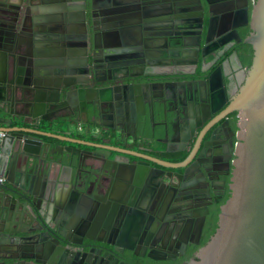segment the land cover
Listing matches in <instances>:
<instances>
[{
	"label": "water",
	"instance_id": "water-1",
	"mask_svg": "<svg viewBox=\"0 0 264 264\" xmlns=\"http://www.w3.org/2000/svg\"><path fill=\"white\" fill-rule=\"evenodd\" d=\"M6 1L14 7L0 10V52L6 50L11 64L0 105L6 182L0 183V264H89L96 251L113 256L114 264H129L126 252L176 258L177 251L168 255L145 240L149 214L141 204L149 193L143 189L173 197L199 176L211 184L208 138L187 109L177 108L180 83L169 80L182 73L164 67L181 61L195 33L205 32L208 42L216 16L223 32L252 30L244 44L253 58L230 105L241 119L231 195L215 233L189 264H264V0H256L250 16L246 0H69L65 11L63 0ZM36 4L41 10L32 15ZM181 9L188 14L182 33L173 36L166 28ZM231 58L240 62L237 52ZM103 70L108 78H100ZM104 115L117 124L103 137L119 144L73 136L82 116L97 126ZM179 119L186 123L182 136ZM132 136L140 144L166 145L171 157L130 148ZM88 213L97 238L85 236ZM204 225L205 217L191 244L200 243Z\"/></svg>",
	"mask_w": 264,
	"mask_h": 264
},
{
	"label": "flooded vegetation",
	"instance_id": "flooded-vegetation-1",
	"mask_svg": "<svg viewBox=\"0 0 264 264\" xmlns=\"http://www.w3.org/2000/svg\"><path fill=\"white\" fill-rule=\"evenodd\" d=\"M40 1V0H38ZM62 9L65 11L70 8L69 0H63ZM241 5L244 0H237ZM249 9V16L256 0H246ZM36 4L31 9V14L35 11L39 12L41 7ZM12 6L11 1L0 0V10L2 7ZM49 10L54 11V5L48 6ZM179 10L172 23L169 22L166 29L169 34L176 36L182 31L179 29L187 17V11ZM192 13V12H191ZM195 13H199L197 10ZM228 13H233L228 12ZM33 15V14H32ZM217 27L211 30L210 39L205 41V32L197 34L194 38H187L190 45L184 49V57L181 61H173L171 65L165 66L164 71L171 72L175 75L169 77L170 81L180 83V87L175 88V99L177 108L181 107L187 109L188 117H193L194 125H200L202 132L201 138L206 134L207 149L205 151V165L209 170L211 184L207 177L199 176L195 178L192 185L186 187L176 196L168 197L164 190L153 193L150 188H146L149 193L143 203L142 208H146L149 214L147 219L148 228L144 230L145 240H149L154 249L160 250L168 255H173L177 251L175 259L156 261L147 256L140 258L134 257L131 252H126L122 258L129 264H135L137 259H150L154 262L171 261L173 264H189L193 260H197V255L200 249L208 242L207 238L212 237V226L210 224L215 217H217L216 224L218 225L220 207L229 199L231 195L230 185L233 177L234 162L237 158L238 130L240 124L239 112L231 111L230 105L235 94L243 85L247 71L251 64H247L244 57L247 55L248 48L251 46L244 44V40L252 33L249 27L223 32V26H220V16H216ZM198 18H200L198 16ZM219 21V23H218ZM200 26V25H199ZM206 26V21H205ZM3 28V27H0ZM28 31H31L28 30ZM27 38V37H26ZM201 41V45H199ZM252 49V48H251ZM253 51V50H252ZM237 52L240 62L231 58L232 54ZM199 53V57H197ZM205 55V57H203ZM253 58V55H252ZM252 63V62H251ZM217 71H221V77L218 78ZM190 74V75H188ZM101 79L108 78V75L102 71ZM107 86L106 83L94 85L93 87ZM167 100L161 98L160 101ZM128 110L130 111V102H128ZM86 121L85 139L95 142H112L118 143L114 139H105L103 135L109 133L110 125H116L115 121L107 119V115L102 116L97 120V126H93L91 122H87L86 116H82ZM159 120L156 118L152 122V126L158 124ZM191 123V121H188ZM186 123L179 119L175 123L177 133H183ZM185 132V131H184ZM131 133V132H130ZM110 134V133H109ZM132 134V133H131ZM128 146L135 150L139 148H148L149 153L156 157L170 158L171 155L166 152V145L156 144L159 148L154 150L155 146L152 144H140L134 137L127 138ZM119 144V143H118ZM171 149L178 148V144L170 143ZM172 161H178L172 158ZM145 192V191H144ZM151 192V193H150ZM218 211L215 214V211ZM209 211V213H207ZM205 217V225L200 243L191 244L192 241L198 239V229L202 218ZM91 214H87L89 227H86L85 236L99 237L100 231L93 224ZM143 231V232H144ZM159 242V243H158ZM92 246L100 247L98 243L90 242ZM187 246L185 254L180 255L181 248ZM109 251L112 252L111 248ZM142 253V250H140ZM89 264H114L115 258L111 255L103 258L99 253L93 252L92 259ZM138 261V260H137ZM141 264L140 260L138 261Z\"/></svg>",
	"mask_w": 264,
	"mask_h": 264
},
{
	"label": "crops",
	"instance_id": "crops-1",
	"mask_svg": "<svg viewBox=\"0 0 264 264\" xmlns=\"http://www.w3.org/2000/svg\"><path fill=\"white\" fill-rule=\"evenodd\" d=\"M10 61L7 56L6 50H1L0 52V105H4L7 100V95L5 92V85L11 79V69ZM81 121L74 123L72 126L73 136L85 137V131L88 128L86 126V121L83 117L80 118ZM6 183V182H5Z\"/></svg>",
	"mask_w": 264,
	"mask_h": 264
},
{
	"label": "trees",
	"instance_id": "trees-1",
	"mask_svg": "<svg viewBox=\"0 0 264 264\" xmlns=\"http://www.w3.org/2000/svg\"><path fill=\"white\" fill-rule=\"evenodd\" d=\"M252 55H253L252 49L251 48H248L247 55H246V57H244L245 60H246V62H247V64H251V62H252ZM217 212H219V210L218 211L216 210L215 211V214H217ZM216 220H217V217H215V219H213L212 222H211V224H210V228L212 226V231H211L212 234L215 233V231L217 229V226H218L216 224ZM209 240H210V238H207L205 241H209ZM137 260L138 261L140 260L141 264H173V262H171V261L154 262V261H152L150 259H137ZM137 260L136 261L134 260V263L135 264H139V262ZM181 262H182V260H180V262L178 264H181Z\"/></svg>",
	"mask_w": 264,
	"mask_h": 264
},
{
	"label": "built area",
	"instance_id": "built-area-1",
	"mask_svg": "<svg viewBox=\"0 0 264 264\" xmlns=\"http://www.w3.org/2000/svg\"><path fill=\"white\" fill-rule=\"evenodd\" d=\"M0 183L4 184L5 183V179L4 178H0Z\"/></svg>",
	"mask_w": 264,
	"mask_h": 264
}]
</instances>
